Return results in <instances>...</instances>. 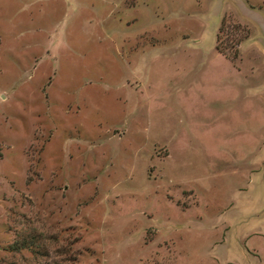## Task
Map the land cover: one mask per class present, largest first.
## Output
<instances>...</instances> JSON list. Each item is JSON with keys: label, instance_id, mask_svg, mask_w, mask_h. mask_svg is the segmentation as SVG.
Masks as SVG:
<instances>
[{"label": "rangeland", "instance_id": "rangeland-1", "mask_svg": "<svg viewBox=\"0 0 264 264\" xmlns=\"http://www.w3.org/2000/svg\"><path fill=\"white\" fill-rule=\"evenodd\" d=\"M0 264H264V0H0Z\"/></svg>", "mask_w": 264, "mask_h": 264}, {"label": "trees", "instance_id": "trees-1", "mask_svg": "<svg viewBox=\"0 0 264 264\" xmlns=\"http://www.w3.org/2000/svg\"><path fill=\"white\" fill-rule=\"evenodd\" d=\"M217 50L219 51V53H221L223 56L227 57V58H232V57H229V53L227 51L224 50V48H222V46H219L217 47ZM234 58V57H233ZM28 242H27V238L24 237L20 240H15L14 242V248L16 249H25L28 247Z\"/></svg>", "mask_w": 264, "mask_h": 264}]
</instances>
